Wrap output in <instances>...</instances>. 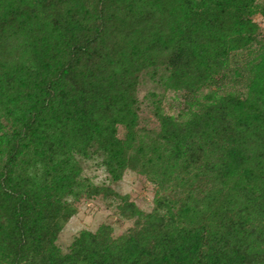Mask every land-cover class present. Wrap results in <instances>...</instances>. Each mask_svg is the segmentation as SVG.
Wrapping results in <instances>:
<instances>
[{"label":"trees","instance_id":"trees-1","mask_svg":"<svg viewBox=\"0 0 264 264\" xmlns=\"http://www.w3.org/2000/svg\"><path fill=\"white\" fill-rule=\"evenodd\" d=\"M257 18L264 0H0V264H264ZM98 200L131 225L62 248Z\"/></svg>","mask_w":264,"mask_h":264},{"label":"rangeland","instance_id":"rangeland-1","mask_svg":"<svg viewBox=\"0 0 264 264\" xmlns=\"http://www.w3.org/2000/svg\"><path fill=\"white\" fill-rule=\"evenodd\" d=\"M260 22L261 27L264 29V21L257 18ZM152 86H141L139 89V97L142 98L146 91H148ZM146 102V101H145ZM142 124H146L149 128H156L157 123L153 119L151 113L147 108H143L141 111ZM86 173L93 177V182L95 184H101L105 180V174L102 170L97 169L89 163V168ZM116 190L122 194H130L134 197L136 204L139 208L144 211H150L152 208V189L151 186L147 185L143 178L138 177L134 173H127L123 181L116 186ZM104 222H115L116 233H119L125 228H128L131 224L127 221L117 220V215L114 207H107L102 201L98 200L96 202L88 203L83 206L75 217H73L68 224L64 227L58 238V244L64 248L72 240V237L82 229H87L90 231H95L97 227Z\"/></svg>","mask_w":264,"mask_h":264}]
</instances>
